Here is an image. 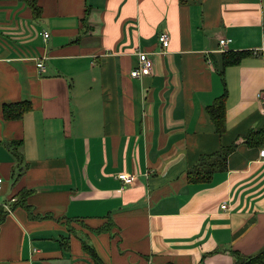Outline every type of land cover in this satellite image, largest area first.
Here are the masks:
<instances>
[{
  "label": "crops",
  "instance_id": "1",
  "mask_svg": "<svg viewBox=\"0 0 264 264\" xmlns=\"http://www.w3.org/2000/svg\"><path fill=\"white\" fill-rule=\"evenodd\" d=\"M263 127L264 0H0V264H244L264 251V144L244 140Z\"/></svg>",
  "mask_w": 264,
  "mask_h": 264
},
{
  "label": "trees",
  "instance_id": "2",
  "mask_svg": "<svg viewBox=\"0 0 264 264\" xmlns=\"http://www.w3.org/2000/svg\"><path fill=\"white\" fill-rule=\"evenodd\" d=\"M180 1L181 5L184 4H195L199 3L200 0H178ZM36 3L30 4L31 7H33L34 11L38 13V7L35 5ZM240 58H235L233 60L238 62ZM225 96L218 97L214 105L208 107V113L210 114V117L212 121L215 124V127L217 129V132L220 134H223L226 132V112H225ZM24 103V104H23ZM21 104L11 105V104H5L4 108V116L6 119L8 118H18L20 115L23 114V112L26 110L27 106L26 103L23 102ZM245 143L249 144L253 147H261V145L264 144V127L260 130H253L251 129L249 133L245 137ZM237 143H233L230 147L223 146L221 150L218 151L216 154H209L202 156L199 160V163L196 164L193 168H191V171L188 174L189 182H197V183H206L210 181V179L214 176L215 173L225 170L227 167V161L228 157L230 156V153H233ZM227 170V169H226ZM23 197L25 194L22 195ZM22 200L19 201V203H23L22 205L28 206L24 204ZM16 203V204H19ZM8 212L0 206V226L4 223L5 218L7 217ZM261 258H264V251L258 256H253L250 259L247 260V262H244V264H252V263H262L264 264L263 260Z\"/></svg>",
  "mask_w": 264,
  "mask_h": 264
},
{
  "label": "built area",
  "instance_id": "3",
  "mask_svg": "<svg viewBox=\"0 0 264 264\" xmlns=\"http://www.w3.org/2000/svg\"><path fill=\"white\" fill-rule=\"evenodd\" d=\"M42 35L45 38L49 37L48 32H44ZM170 42H171L170 35L167 32L162 31L159 34V36H158V44L160 45V51L166 53L167 49L170 46V44H169ZM219 42H220L221 51H225V49L228 46L229 41H227V40H219ZM138 59H139V65H138V67H136L135 69H133L131 71V75L132 76L140 78L143 75H145V73H151L153 71L154 61H153V59H151L150 53L145 52V51L142 52V53H139ZM38 66H39V69H41L42 71L45 70V67H44L43 63L39 62ZM261 95L262 94L260 93L258 97L262 98ZM259 153H260V157L264 158V147L261 149V152H259ZM118 178L120 180L122 179L124 181V183L127 184V185H133L134 182H135L136 176L127 175V173H121ZM2 186H3V180L0 178V189H2ZM14 200L16 201L15 198L13 199V201ZM222 207L224 209H226L227 205L223 204ZM3 208L7 212H9V210H11L10 205L9 206L4 205Z\"/></svg>",
  "mask_w": 264,
  "mask_h": 264
}]
</instances>
